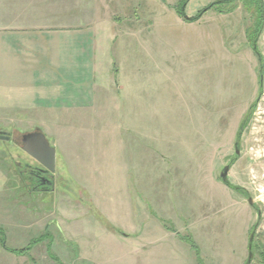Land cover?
Wrapping results in <instances>:
<instances>
[{
	"label": "rangeland",
	"instance_id": "374dc122",
	"mask_svg": "<svg viewBox=\"0 0 264 264\" xmlns=\"http://www.w3.org/2000/svg\"><path fill=\"white\" fill-rule=\"evenodd\" d=\"M216 1L189 0L186 18ZM96 3L105 50L96 108L50 119L0 117V132L12 135L0 140L7 246L22 249L48 231L66 262L101 263L128 253L105 234L127 233L107 222L118 211L176 233L191 225L209 233L202 264H247L254 234L250 264H264V27L254 51V21L242 0L194 22L178 15L179 0ZM34 132H47L57 148L54 192L31 191L19 173L18 163H34L21 150ZM226 167V181L239 191L221 178ZM151 185L171 186L177 207H164L159 189L143 217ZM127 201L137 216L124 212ZM56 226L66 228L70 244ZM16 256L0 242V264H57L46 242Z\"/></svg>",
	"mask_w": 264,
	"mask_h": 264
},
{
	"label": "crops",
	"instance_id": "0c3cea01",
	"mask_svg": "<svg viewBox=\"0 0 264 264\" xmlns=\"http://www.w3.org/2000/svg\"><path fill=\"white\" fill-rule=\"evenodd\" d=\"M102 12L96 0H0V117L50 119L62 117L65 112L71 116L72 112L96 108L97 91L102 88L104 76L105 50L98 39ZM42 133L50 140L47 132ZM170 187L159 186L156 190L150 186L154 194L144 199L149 207L143 217L149 209L152 211L150 199L155 198L159 189L166 195L162 205L177 207V202H172L175 195ZM97 208L104 213L101 206ZM124 209L131 217L138 214L136 206L128 201ZM119 213L107 216V222L127 233L124 236L112 233L107 224L104 228L109 232L105 234L112 235L120 245L128 246V253L112 255L102 264H199L194 249L181 236L192 237L202 260L208 258L201 248L211 238L210 234L201 235L197 226L175 228L176 233L167 230L162 223L155 226L149 220L136 223L120 218ZM47 228L50 230V225ZM56 229L64 233L62 230L66 228L56 226ZM50 234L46 249L49 246L62 264H70V260L66 262L62 256L64 253L58 252L54 233ZM64 242L69 243L66 238ZM96 245L100 247L99 243Z\"/></svg>",
	"mask_w": 264,
	"mask_h": 264
},
{
	"label": "trees",
	"instance_id": "16d2710c",
	"mask_svg": "<svg viewBox=\"0 0 264 264\" xmlns=\"http://www.w3.org/2000/svg\"><path fill=\"white\" fill-rule=\"evenodd\" d=\"M242 1H244V3H245V5H246V7H247V9L251 15V18L254 21L253 22V27H254V35L253 36H255L254 38L256 39V37L261 33V31L264 27V2H263V0H242ZM188 2H189V0H179L178 7H177V13L180 17L186 18L185 10H186V7L188 5ZM233 2H234V0H217L216 2L210 4L209 6L204 8L203 10L199 11V13L195 17L186 18L185 20L189 21V22L198 21L206 12H208L212 9L221 10L223 6H231V4ZM230 11H232V10L230 9ZM243 126H244L243 123H241L240 132L238 134V137L241 135V130H242ZM224 183L227 186L231 187L232 189L239 191V189L233 187L227 181H224ZM167 228H168V230H173L170 227H167ZM174 231L175 230H173V232ZM50 237H51V234L48 231H45V233L43 235H41L40 237L30 241V243L26 247H24L22 249H12V248H9L7 246L6 234L2 229H0V242H1L2 247L7 252L12 253V254L17 255V256L28 255L32 251L33 246L42 244V243L47 242V241L50 242L51 241ZM181 239L190 244V246L194 249V251L197 255L198 263L202 264V259L200 257V253L198 251V247H197L196 243L194 242V240L192 239V237L181 236ZM47 252H48L49 257L51 259H53L57 264H62L59 261V259L57 257H55L52 254V252H50L49 246L47 247Z\"/></svg>",
	"mask_w": 264,
	"mask_h": 264
},
{
	"label": "water",
	"instance_id": "95a60500",
	"mask_svg": "<svg viewBox=\"0 0 264 264\" xmlns=\"http://www.w3.org/2000/svg\"><path fill=\"white\" fill-rule=\"evenodd\" d=\"M9 136H0V140L8 141ZM23 150L34 159L40 166H42L47 172L55 173L57 164V152L55 147H53L47 137L41 132L29 133L23 136ZM230 172V168L226 167L224 172L221 174V178L226 181ZM252 203V200H249ZM252 245V239L250 241V246ZM251 248V247H250ZM251 259L247 264L251 263Z\"/></svg>",
	"mask_w": 264,
	"mask_h": 264
},
{
	"label": "flooded vegetation",
	"instance_id": "af4514ba",
	"mask_svg": "<svg viewBox=\"0 0 264 264\" xmlns=\"http://www.w3.org/2000/svg\"><path fill=\"white\" fill-rule=\"evenodd\" d=\"M259 36L260 34L258 35V37ZM257 40L258 38L253 43L254 51H257V47H256L257 42H258ZM0 136H9L10 139L6 142H10V140L12 139V135L10 133L8 134V133L0 132ZM2 141H5V140H2ZM23 147H24V144H23V138H22L21 150L24 152ZM28 157L31 158L29 155ZM32 161L34 162L33 164L28 163V162H27V165H23L22 163L17 164L19 173L26 187L30 189L31 191H35V192H42V193L53 192L55 188V174L56 173L52 174L50 172H47L34 159H32ZM232 190L237 191L235 189H232ZM253 237H254V234L251 235L252 245H253ZM250 241H249V257L251 259L252 245L250 246Z\"/></svg>",
	"mask_w": 264,
	"mask_h": 264
}]
</instances>
